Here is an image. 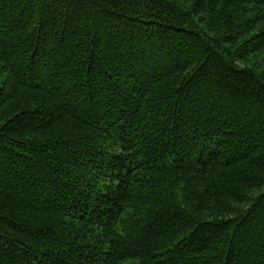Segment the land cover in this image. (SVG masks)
<instances>
[{
    "label": "trees",
    "instance_id": "16d2710c",
    "mask_svg": "<svg viewBox=\"0 0 264 264\" xmlns=\"http://www.w3.org/2000/svg\"><path fill=\"white\" fill-rule=\"evenodd\" d=\"M0 264H264V0H0Z\"/></svg>",
    "mask_w": 264,
    "mask_h": 264
},
{
    "label": "rangeland",
    "instance_id": "374dc122",
    "mask_svg": "<svg viewBox=\"0 0 264 264\" xmlns=\"http://www.w3.org/2000/svg\"><path fill=\"white\" fill-rule=\"evenodd\" d=\"M181 1H183V0H181Z\"/></svg>",
    "mask_w": 264,
    "mask_h": 264
}]
</instances>
